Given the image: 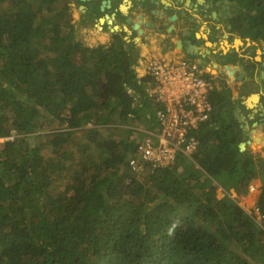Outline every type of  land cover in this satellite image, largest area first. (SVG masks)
<instances>
[{
  "label": "trees",
  "instance_id": "obj_1",
  "mask_svg": "<svg viewBox=\"0 0 264 264\" xmlns=\"http://www.w3.org/2000/svg\"><path fill=\"white\" fill-rule=\"evenodd\" d=\"M221 1L228 10L209 23L264 49V0ZM77 26L67 0H0V138L15 133L0 142V264H264V157L240 148L231 87L196 61L212 85L197 148L142 163L138 139L159 129L161 105L135 35L87 45ZM257 177L260 222L236 199Z\"/></svg>",
  "mask_w": 264,
  "mask_h": 264
},
{
  "label": "crops",
  "instance_id": "obj_2",
  "mask_svg": "<svg viewBox=\"0 0 264 264\" xmlns=\"http://www.w3.org/2000/svg\"><path fill=\"white\" fill-rule=\"evenodd\" d=\"M143 6L140 2L133 6V11L142 14V24L139 27V29L142 28V33L137 31L138 33L134 34L129 27L125 28L128 30V35H135L134 38L139 47L137 63L138 70L141 71L139 74L144 73L143 62L145 60L151 56H164L158 54V51L167 48V51L170 52L169 55L175 56L174 60L189 58L199 62L203 58L193 56L196 54L191 55L189 53L188 55L184 47L177 46L179 40L186 43L187 41L194 42L200 49L197 54L205 55L208 61L205 70L216 76L221 73L222 77L218 81L222 80L223 83L230 86L233 97L240 103L235 114L237 113L236 116L241 121L242 129L245 130L240 135L243 142L246 143L245 148L264 157V49L261 51L258 43L250 42L247 38L243 39L238 35H231L225 30V25L221 22H217V25L209 23L208 18L202 17L194 9L188 11L190 12L189 16L193 17L194 21L181 26L183 20L177 17L172 21L162 20V17L158 19V16L153 14V10L149 9L150 5H148L149 8ZM157 9V11L162 12L159 8ZM175 12L179 17L178 12L181 11ZM180 15L183 17L184 12L182 11ZM167 16L169 17V15ZM136 21L137 19L134 20L133 16L132 22ZM144 23L148 25L143 26ZM153 23L154 27H161L165 30L158 35L152 31L151 24L153 25ZM212 25L216 28L220 27V29L214 31ZM169 27H171L170 31ZM172 30L174 31L173 34H171ZM188 32H190V37L187 36ZM253 49H255V55L251 53ZM225 65L232 66L231 73L225 70ZM247 99L250 100L247 101ZM251 184L257 187L255 192L248 190L246 194H240V198L244 200L245 208L248 210L255 204L261 180L257 177ZM250 199L251 201L248 202Z\"/></svg>",
  "mask_w": 264,
  "mask_h": 264
},
{
  "label": "built area",
  "instance_id": "obj_3",
  "mask_svg": "<svg viewBox=\"0 0 264 264\" xmlns=\"http://www.w3.org/2000/svg\"><path fill=\"white\" fill-rule=\"evenodd\" d=\"M143 68V74L154 79L153 94L161 107L157 110L159 129L145 131V135L138 139V160L153 167L167 166L175 161L178 154L189 157L197 148V140L191 131L210 117L212 104L209 92L212 85L201 76L199 64L188 58L170 61L165 56H153L143 63ZM14 137L12 132L0 138V142ZM129 164L135 170L141 168L134 158ZM256 190L254 184L249 186L250 192ZM218 193L229 194L221 188ZM253 213L260 222L262 216L256 207Z\"/></svg>",
  "mask_w": 264,
  "mask_h": 264
},
{
  "label": "flooded vegetation",
  "instance_id": "obj_4",
  "mask_svg": "<svg viewBox=\"0 0 264 264\" xmlns=\"http://www.w3.org/2000/svg\"><path fill=\"white\" fill-rule=\"evenodd\" d=\"M146 1V0H142ZM148 1V0H147ZM163 4L172 5L174 8H178L181 12L185 8H191V11L196 10L202 17H208L215 19L219 17L224 10H228L227 1H217L216 3L209 0L203 2L197 0H191L190 4L186 3V0H159ZM134 0H67V4L70 5L72 10L75 8L78 12L77 24L85 26L86 28H105L108 27L109 37L111 32L121 31L128 27V20L131 12H134ZM181 4L183 7L176 6ZM217 7H216V6ZM220 6V8H219ZM189 10V9H188ZM194 11V12H196ZM112 15H114L112 17ZM177 17V13L174 14ZM111 21V23H110ZM133 24V23H132ZM115 27V28H114ZM110 28L113 30L110 31ZM128 33L125 34V38H129Z\"/></svg>",
  "mask_w": 264,
  "mask_h": 264
},
{
  "label": "rangeland",
  "instance_id": "obj_5",
  "mask_svg": "<svg viewBox=\"0 0 264 264\" xmlns=\"http://www.w3.org/2000/svg\"><path fill=\"white\" fill-rule=\"evenodd\" d=\"M132 13H134V20L135 19H137V17H140V19L142 18V14H139V13H137V12H132ZM141 13V12H140ZM73 17H74V22L76 23L77 22V20H78V12L76 11V9L74 8L73 9ZM169 17H171L170 15H169ZM138 21V20H137ZM136 21V22H137ZM78 27V26H77ZM109 29H108V27H105V28H100V29H96V28H90V27H88V28H86L85 26H79L78 28H77V37H79V38H81L82 39V41H84L87 45H95V44H97V43H104V42H107L109 39H110V37H109V31H108ZM113 29L112 28H110V31H112ZM235 36H237V35H235ZM243 41V40H242ZM249 44H251V43H249ZM255 47H257L256 45H255ZM259 48L261 49V51H263V49L261 48V46H259ZM168 49V48H167ZM167 49L166 50H163V51H158V54H161V55H164L166 58L168 57L169 59H170V61H174V58H175V56L173 57V55H169V51H167ZM251 53L253 54V55H255V49H253L252 51H251ZM151 57H153V56H151ZM190 58H191V56H190ZM149 59V58H148ZM146 61V60H145ZM144 61V62H145ZM143 62V63H144ZM139 69V68H138ZM139 71V70H138ZM141 72V71H140ZM139 72V73H140ZM217 78H221L220 77V75H217L216 76V78H214L213 79V82L216 84L217 82H218V80H217ZM58 126V124H57V122L53 125V127L54 128H56ZM35 142L37 143V142H40V141H38V140H35ZM44 152L46 153V154H48L49 153V149H47V148H45L44 149ZM255 195V194H254ZM236 199H237V201H238V203L243 207V208H245V204H244V200H242L241 198H240V195L239 196H237L236 197ZM251 201V199L250 200H248V202H250ZM254 207H255V204L253 205V207L252 208H249V210L248 209H246L245 208V210H247V211H251V210H253L254 209Z\"/></svg>",
  "mask_w": 264,
  "mask_h": 264
},
{
  "label": "water",
  "instance_id": "obj_6",
  "mask_svg": "<svg viewBox=\"0 0 264 264\" xmlns=\"http://www.w3.org/2000/svg\"><path fill=\"white\" fill-rule=\"evenodd\" d=\"M197 1H200V2H203L204 0H197ZM192 1L191 0H186V3L187 4H190ZM149 9H152V7H150ZM136 10L138 11V9L136 8ZM153 14L154 15H156V16H158V19H161V17H162V20H164V19H166V20H169V21H172V20H175L176 19V16L175 15H172L171 17H168L167 16V14L165 15L164 13H163V11L162 12H159V11H155V10H153ZM114 15H112V17H113ZM133 16H134V14L132 13V14H130V18H133ZM165 16V17H164ZM137 22H132V21H129L128 20V22H132L133 23V25H132V29H134V30H137L138 29V32L139 33H142V28L141 29H139V27H140V25L142 24V21H141V19H140V17H137ZM161 22V21H160ZM110 23H111V21H110ZM148 24H146V23H144V25L143 26H147ZM151 27H154V23H153V25L151 24ZM115 28V27H114ZM125 28H127V26L125 27ZM154 29V28H153ZM171 30V27H169V31ZM187 36L188 37H190V32H188V34H187ZM177 46H179V47H184L185 49H186V51H187V53H190V54H197L198 53V51H200V49H199V47L197 46V45H195L194 44V42H192V41H187V43L184 41H182V40H179L178 41V43H177ZM200 54V53H199ZM206 56L205 55H202L201 56V58H205ZM207 61V59L205 60V59H202V60H199V62H202L203 64H205V62ZM232 66L231 65H225V70L226 71H229L230 73L232 72ZM248 100H250V99H247V101ZM236 115H237V113H236ZM242 131H244L245 132V130L244 129H242ZM245 145H246V143L245 142H241L240 143V148L243 150L244 148H245Z\"/></svg>",
  "mask_w": 264,
  "mask_h": 264
}]
</instances>
